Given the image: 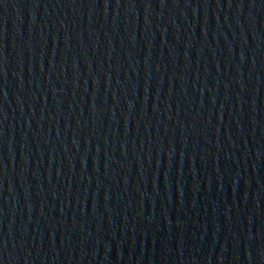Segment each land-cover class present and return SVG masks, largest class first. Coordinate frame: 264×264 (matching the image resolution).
<instances>
[{
    "label": "water",
    "instance_id": "water-1",
    "mask_svg": "<svg viewBox=\"0 0 264 264\" xmlns=\"http://www.w3.org/2000/svg\"><path fill=\"white\" fill-rule=\"evenodd\" d=\"M0 264H264V0H0Z\"/></svg>",
    "mask_w": 264,
    "mask_h": 264
}]
</instances>
